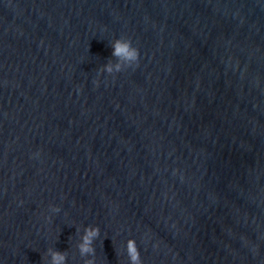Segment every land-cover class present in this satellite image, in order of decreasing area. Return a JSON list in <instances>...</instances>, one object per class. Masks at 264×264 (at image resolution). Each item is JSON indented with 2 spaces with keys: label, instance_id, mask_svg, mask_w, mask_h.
<instances>
[{
  "label": "water",
  "instance_id": "obj_1",
  "mask_svg": "<svg viewBox=\"0 0 264 264\" xmlns=\"http://www.w3.org/2000/svg\"><path fill=\"white\" fill-rule=\"evenodd\" d=\"M117 38L140 56L109 74ZM129 238L264 264V0H0V264H128Z\"/></svg>",
  "mask_w": 264,
  "mask_h": 264
},
{
  "label": "clouds",
  "instance_id": "obj_2",
  "mask_svg": "<svg viewBox=\"0 0 264 264\" xmlns=\"http://www.w3.org/2000/svg\"><path fill=\"white\" fill-rule=\"evenodd\" d=\"M112 56L116 58L114 64L108 63L103 71L111 74L120 72L124 67L136 65L139 60V50L134 47L130 40L117 38L111 43ZM51 211L56 213L60 209L52 207ZM100 235L99 227L95 225L85 226L79 235V242L76 247L82 257H92L95 253L93 241ZM125 251L128 258V264H142L140 252L135 239L129 238L125 243ZM47 264H67V255L64 252L49 248L46 253ZM84 264H94V259H86Z\"/></svg>",
  "mask_w": 264,
  "mask_h": 264
}]
</instances>
